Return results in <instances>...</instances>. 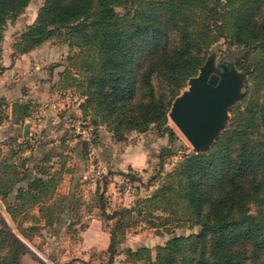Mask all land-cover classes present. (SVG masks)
I'll list each match as a JSON object with an SVG mask.
<instances>
[{
	"label": "trees",
	"instance_id": "16d2710c",
	"mask_svg": "<svg viewBox=\"0 0 264 264\" xmlns=\"http://www.w3.org/2000/svg\"><path fill=\"white\" fill-rule=\"evenodd\" d=\"M29 2L0 0V40L7 22ZM54 36L73 52L67 60L75 68L63 66L58 83L68 86L69 78L80 90L78 107L84 120L89 117L83 126L105 124L119 141L153 123L170 144L178 137L168 123L172 100L197 73L211 45L225 40L248 78L244 96L214 145L184 153L149 195L129 206L108 211L107 181L102 188L97 184L99 216L112 220L105 264H112L128 229L140 223L169 237L154 248L127 247L125 264H264V0H43L12 42L11 56ZM7 103L0 96V121L7 117ZM37 106L32 98L14 100L13 121L24 123ZM73 135L83 167L92 135L90 140ZM29 137L19 133L0 140V199L19 233L0 214V264H21L23 254L31 252L22 238L32 239L43 227L58 229L78 210L74 186L79 177L71 190L58 189L63 174L71 171L59 150L65 135L58 149L37 157L26 154L33 150ZM176 152L172 145L161 148L151 178ZM194 226L198 229L186 234L173 232Z\"/></svg>",
	"mask_w": 264,
	"mask_h": 264
},
{
	"label": "rangeland",
	"instance_id": "374dc122",
	"mask_svg": "<svg viewBox=\"0 0 264 264\" xmlns=\"http://www.w3.org/2000/svg\"><path fill=\"white\" fill-rule=\"evenodd\" d=\"M42 1L43 0H30L26 8L13 21L9 20L7 22L6 29L3 32V39L0 40V68H5V66L1 64V61L4 60L3 54L8 53V50L11 49V44L16 39L17 35L28 23L33 21ZM116 10L123 12V8L120 6H117ZM32 51L39 56L43 55L44 60H40L41 62L36 65L34 60L31 59L32 57L29 58V64L32 67L28 71L37 70V68H39L40 70H43L42 72H46L45 74L48 75L47 80H49V82L45 83L47 87L44 88L38 87L36 82L35 84L38 89H43L44 91L49 85L53 84V86L55 85L57 95L63 96L67 90H70L80 96V90L76 88V85L74 83H68L70 80L69 78L66 79L68 86L58 83L59 80L63 78V76L58 75L59 70H61L63 66L75 68V65L71 66V63L67 60V56L72 55L73 53L72 49L63 40L57 36L51 37L42 45L33 48ZM208 54H214L217 62L223 59L234 62L233 56L229 54L227 43L223 38H219L211 45L207 55ZM8 65L12 66L13 63ZM18 68H23L21 72L25 73V65H18ZM51 69L52 71H50ZM74 70L75 69L72 71L76 75ZM11 77L12 76H8L7 80L4 81V84L10 82ZM34 80H37V78ZM14 82L16 81L13 80L9 84ZM45 84L43 83V86H46ZM187 86L188 84L186 82L185 86H183L179 93L186 89ZM243 90H245V87H243ZM19 97L20 95H17L16 98ZM45 102L46 101H44V109L46 110L48 105H46ZM238 103L235 106H237ZM40 105H43V103L38 102V106L32 112L33 123L36 121L37 116H40V118L42 117L38 110ZM235 106L233 105L232 109ZM62 108L67 110V107ZM61 110L63 111L64 109ZM75 117L76 115L72 111L71 120L62 126L59 135L55 137L53 136V143L49 146V148L54 147L55 149L57 145H60L61 136L65 135V146L59 147V150L62 153V159L64 158L63 162L65 167H70L71 171L65 172L62 176V180L65 175H71L72 179L77 175L80 168V160L74 150L76 143H71L76 138V140H79L78 137L73 135L75 133L73 125ZM80 117L84 122L85 120L89 122L88 116L84 117V120L81 113ZM168 123L173 126L178 136L171 144L167 139V135L159 134L153 123L149 124V128L145 131H129L126 139L119 141L112 138L111 131L105 124H100L95 127L88 123V125H92V128H96V130L92 133V144L90 148L86 149L83 174L79 177L74 186V197L77 199L78 210L71 213L72 216L68 221L69 223L60 226L58 229L54 230V227H43L38 230L39 232L37 231L33 233L32 239L30 240L21 237L31 249V252L23 254L21 264L23 263V260V264H29V262H31L30 264H38L35 256L40 257L47 264H105L108 254L106 247H103L102 244L104 242L103 240H105V232L108 233L112 220H105L99 216L100 211L96 206L95 200L97 195V193H95L96 186L100 183L99 186L102 188V182L107 181L106 186H104V196L107 199L108 211L119 206H129L133 204L138 197L149 195L165 172L169 171L184 153L192 152L191 144L175 126L169 115ZM229 123L230 120L228 121L227 126ZM38 125L39 123L35 124V126ZM32 137L36 139L32 143L34 148L39 145V142L42 139L39 138L38 141V136L33 135ZM170 145L174 146L177 152L167 157L159 174L154 178H151L159 167L158 154L161 148ZM123 153L132 159L127 160L128 163L125 161L126 163L123 164L124 170H120L119 163L123 159V156H125ZM53 160H57L56 157H54ZM107 160L115 162L116 165H111L110 162L109 166H107ZM132 164L134 165V168ZM101 171H104L102 172L104 174L103 176H101ZM120 171L123 172L121 174L127 172L130 176L132 174L136 177L134 181L137 185L134 191L127 192L124 190L123 184L118 186L115 185L114 182H112V184L110 183V176L114 173H120ZM71 179L66 180V182L63 183L61 180L59 187L64 185L65 189H68ZM3 208L4 206L0 201V210L2 212ZM3 216L9 226H12V229H15L10 218L7 217L6 214ZM197 229L198 226H194L191 229L176 227L173 229V232L174 234H186L196 231ZM167 237H169V234L158 235L154 232V228H151L144 223L129 228L124 240L119 245V251L115 254V259L112 264L115 261H118V264H125L124 260L127 256L125 251L127 247H137L146 244L151 248H154L157 243H162ZM136 264L142 263L138 262Z\"/></svg>",
	"mask_w": 264,
	"mask_h": 264
},
{
	"label": "water",
	"instance_id": "95a60500",
	"mask_svg": "<svg viewBox=\"0 0 264 264\" xmlns=\"http://www.w3.org/2000/svg\"><path fill=\"white\" fill-rule=\"evenodd\" d=\"M248 75L230 60L216 61L208 54L187 88L171 102L168 115L192 146V151L209 150L231 118V109L245 94ZM29 134L25 122L23 136Z\"/></svg>",
	"mask_w": 264,
	"mask_h": 264
},
{
	"label": "crops",
	"instance_id": "0c3cea01",
	"mask_svg": "<svg viewBox=\"0 0 264 264\" xmlns=\"http://www.w3.org/2000/svg\"><path fill=\"white\" fill-rule=\"evenodd\" d=\"M33 51L31 50L30 52L18 54L16 56H11V49H9L8 53L3 54L4 60L1 61V64L5 66V68H0V96L4 97L8 103L5 109V114L7 115V117H5L2 121H0V140L7 139L8 136L10 135L19 134V133L22 134L23 126L25 122L28 121L29 122L28 136H30L29 138H32V136L34 135V136H38V139L40 138L42 140L39 142V145L33 148V150L26 151V154L37 157L40 155L41 151L49 149V146L53 143L52 142L53 136L55 137L59 135V131L62 129V126L68 123L69 120H71L72 111L76 115L74 119L75 122L78 118L79 119H82V118L80 117L81 110L78 107V102L80 101L81 98L74 91L67 90V92L63 96H60V95H57L56 88L53 87L52 85H49L48 88L45 89L44 91L43 89L37 88V86L41 88L47 87L45 83L49 82V80H47L48 75L45 74L46 72H42L43 70H40L39 68H37V70L28 71L32 67L29 64V61H30L29 58L32 57L31 59L34 60V63H36V65H38L39 62L44 60L43 55L39 56L37 53H33ZM10 63H13V65L9 66L8 64ZM21 64L25 65L26 67L24 70L25 73L21 72L23 68H18V65H21ZM8 76H12L10 82L13 80L16 82L11 83V84H9L10 82H7L6 84H4V81L7 80ZM35 78H37V80H34ZM36 82H37V86L35 84ZM42 82L46 86H43ZM17 95H20V97L16 98ZM26 98H32L36 102L43 103V105H40L38 107L39 114L42 116L41 123L38 126H35V124L32 122V115L29 118L25 119L24 123L14 122L11 117L12 102L16 99L24 100ZM44 101H46L45 104L48 105V108L46 110L44 109L45 107ZM62 107H67V110ZM61 109H64L65 111L64 110L62 111ZM76 139L73 140L74 142L73 141L71 142V143H76L74 146V150L79 148L77 146L79 140H76ZM124 155L125 156H123V159L119 163L120 170H124L123 164L126 163L125 161L132 159V158H129L128 155L126 154ZM110 162L111 161L107 160V166H109ZM111 165H116V163L112 161ZM132 166L134 168L133 164ZM83 171H84V167L80 165L77 175L74 176L72 179H71V175H65L63 177L62 183L66 182V180H69V179H71V183L68 189H65L64 185L62 187H59L58 188L59 191L67 192L68 190H71L77 178L83 174ZM102 172L104 171H101V174H103ZM114 175H117V173H114L112 176H110L111 184L113 182L112 178ZM0 201L2 202L4 206L3 212L0 210V214L2 216L6 214V216L10 218L5 208L4 202L1 199ZM10 220L13 223L11 218ZM11 228L13 227L11 226ZM14 228L16 229V227ZM15 229L13 230L19 235L18 231H16ZM108 240H109V235L107 232H105V240H103L104 242L102 244L103 247L107 246ZM23 263H24V260H23ZM30 263L31 262H29V264ZM113 264H118V261H115Z\"/></svg>",
	"mask_w": 264,
	"mask_h": 264
},
{
	"label": "built area",
	"instance_id": "2783aa9c",
	"mask_svg": "<svg viewBox=\"0 0 264 264\" xmlns=\"http://www.w3.org/2000/svg\"><path fill=\"white\" fill-rule=\"evenodd\" d=\"M41 118L40 116L36 117V121L34 122V124L39 123L40 124ZM84 125V121L82 119H77L76 122L74 123V132L75 133H80L82 135L83 138L90 140L91 138V130L92 125H88L87 127L83 126ZM35 141V138L32 137L30 139V142L33 143ZM113 182L115 185H121L123 184V188L124 190H126L127 192L130 191H134L136 189V182L131 180L130 178H128L127 176L124 175H114L112 178Z\"/></svg>",
	"mask_w": 264,
	"mask_h": 264
}]
</instances>
